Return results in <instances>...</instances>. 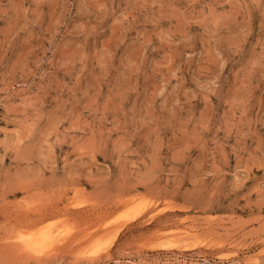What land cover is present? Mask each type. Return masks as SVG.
<instances>
[{"label":"rangeland","instance_id":"rangeland-1","mask_svg":"<svg viewBox=\"0 0 264 264\" xmlns=\"http://www.w3.org/2000/svg\"><path fill=\"white\" fill-rule=\"evenodd\" d=\"M0 264H264V0H0Z\"/></svg>","mask_w":264,"mask_h":264}]
</instances>
